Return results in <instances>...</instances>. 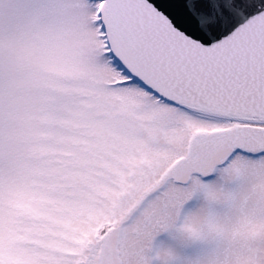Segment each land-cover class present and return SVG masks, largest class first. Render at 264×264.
Here are the masks:
<instances>
[{
	"label": "snow or ice",
	"instance_id": "6c2138e0",
	"mask_svg": "<svg viewBox=\"0 0 264 264\" xmlns=\"http://www.w3.org/2000/svg\"><path fill=\"white\" fill-rule=\"evenodd\" d=\"M0 264H264V0H0Z\"/></svg>",
	"mask_w": 264,
	"mask_h": 264
}]
</instances>
